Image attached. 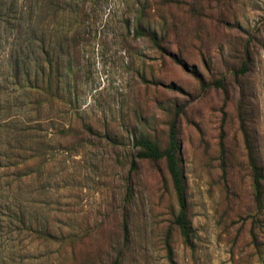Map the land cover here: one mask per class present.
<instances>
[{
  "label": "rangeland",
  "instance_id": "1",
  "mask_svg": "<svg viewBox=\"0 0 264 264\" xmlns=\"http://www.w3.org/2000/svg\"><path fill=\"white\" fill-rule=\"evenodd\" d=\"M70 1L0 0V264H264V0H88L76 48ZM174 117L191 248L164 160L129 172Z\"/></svg>",
  "mask_w": 264,
  "mask_h": 264
},
{
  "label": "trees",
  "instance_id": "2",
  "mask_svg": "<svg viewBox=\"0 0 264 264\" xmlns=\"http://www.w3.org/2000/svg\"><path fill=\"white\" fill-rule=\"evenodd\" d=\"M87 3H88V0H71L70 1L71 9L68 11V14L69 16H71V18L73 17L75 19V27H71L72 29L70 30L71 37H69L70 38L69 40H71L70 47L72 48L77 47L76 42L79 40V37H81L83 26L89 20V17L91 16L89 9H87ZM125 3L128 4L129 1L126 0ZM138 14L139 16L136 18L134 17L132 22L128 21L127 19L125 20V26L128 32H129L130 26L131 25L133 26V38L134 39L145 36L144 33L142 32L141 20H140V17L142 16V11H139ZM147 36L150 37L152 42L156 44V40L153 35L148 34ZM169 57L174 61V63L178 65L181 64L180 61L174 55H169ZM71 65L72 64L69 65L70 69L72 68ZM48 66H51V59L49 55L45 53L43 59L38 58V60H36V63H35V77L36 78L34 79L33 82H28L26 86V88H29L30 90H33V91L35 90L36 93L38 94L37 95L38 99L36 103V107L38 111L41 110L47 102H49L48 95L51 96L53 101H57L59 103L62 102V98H63L61 93L59 95V92H60L59 89L50 88V83H49L50 81H48V79L46 80V84H44L45 70L48 68ZM239 73L244 74L245 73L244 69L239 71ZM39 76L41 77L40 80L37 79ZM48 77H50V75H48ZM69 94H70V91H69ZM89 128L90 127L86 125L85 123H82V125H80V130H82V132L89 130ZM61 131L64 133L67 130H65V128L63 127ZM24 137L28 138L26 132L22 133L19 136L20 139ZM133 147L134 149H136L137 153L135 155V158L132 160L130 164V170H129L130 173L136 169V165H135L136 160H146V161H151V162H157L160 160H164L166 170L169 175L172 188L175 194V198L177 201V205H178V213L175 217L174 224L179 230L183 244L186 247L191 248L192 241H191V235H190V227H189V223L187 220V201H186V194H185L184 176H183V172L181 170L179 158H178L179 144H178L177 118L174 117L169 123L168 142L164 150H161L155 142L147 138H144V137L135 138L133 142ZM250 164H251V169L253 173L255 202L257 204L258 210H260L261 209V195L259 193V189H260V183H261L260 180H262V177H261V173L259 172L256 164L253 162L251 157H250ZM40 234L46 235L48 239L50 238L54 242H59L65 238V237L64 238L60 237L63 235H59L55 231H52V232L48 231L47 233L40 232ZM70 238L75 239L76 236H73ZM65 240L66 238L64 239V241ZM72 254L73 252L71 253V257H73ZM71 264H76V262L73 261Z\"/></svg>",
  "mask_w": 264,
  "mask_h": 264
}]
</instances>
